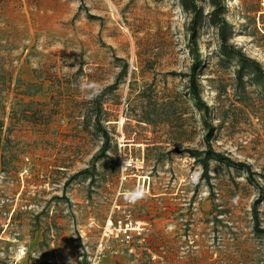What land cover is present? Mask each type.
Returning <instances> with one entry per match:
<instances>
[{
  "label": "rangeland",
  "instance_id": "rangeland-1",
  "mask_svg": "<svg viewBox=\"0 0 264 264\" xmlns=\"http://www.w3.org/2000/svg\"><path fill=\"white\" fill-rule=\"evenodd\" d=\"M222 1L264 68V0ZM190 19L179 0H0V264H264V95L235 89L205 18L198 81L231 160L205 177Z\"/></svg>",
  "mask_w": 264,
  "mask_h": 264
},
{
  "label": "trees",
  "instance_id": "trees-1",
  "mask_svg": "<svg viewBox=\"0 0 264 264\" xmlns=\"http://www.w3.org/2000/svg\"><path fill=\"white\" fill-rule=\"evenodd\" d=\"M201 0H179L181 6L191 14V19L187 25L190 41L192 42L195 55L191 66V71L188 76V92L196 103L197 108L204 110V122L208 128L206 134L207 141L209 143L208 156L201 160V165L204 169V176L206 177L209 172L210 160H224L231 161L229 158H225L220 152H216L210 145V137L215 129L212 123V114L210 107L202 100L200 84L198 81V70L205 64V58L202 59L201 52L199 51L198 42L201 38V30L203 27V21L207 18L211 27L217 31L219 39V50L223 57H226L229 61L235 60L238 67L235 69L236 83L235 89L245 91L246 83L245 78L250 77L255 82L256 86L262 89L264 95V68L260 61L250 57L246 54L242 48L230 43L233 37L234 31L231 24L226 20L225 9L222 0H211L213 9L208 14H204L202 7L199 5ZM3 44L0 43V101L3 97L2 93L5 88V78L7 71L1 66V52L3 51ZM213 82H216V78H211ZM216 91L219 96L227 91L225 84H217ZM217 120L220 121V126L226 122L224 114L218 116ZM105 150V148H103ZM193 157L198 159V152H193ZM245 165V164H240Z\"/></svg>",
  "mask_w": 264,
  "mask_h": 264
},
{
  "label": "clouds",
  "instance_id": "clouds-1",
  "mask_svg": "<svg viewBox=\"0 0 264 264\" xmlns=\"http://www.w3.org/2000/svg\"><path fill=\"white\" fill-rule=\"evenodd\" d=\"M98 85L96 82H90L89 83V88H95ZM83 90V89H82ZM128 166V162H125L124 167ZM147 193L144 191L142 186H137L136 189L132 190L131 192H126L125 193V199L129 201L130 203H135L138 199L146 197Z\"/></svg>",
  "mask_w": 264,
  "mask_h": 264
}]
</instances>
